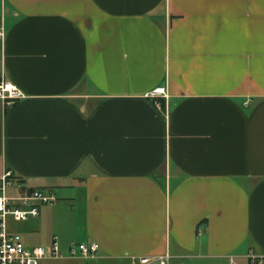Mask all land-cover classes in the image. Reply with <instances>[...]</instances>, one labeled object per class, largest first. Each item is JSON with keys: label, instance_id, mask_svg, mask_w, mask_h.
Listing matches in <instances>:
<instances>
[{"label": "crops", "instance_id": "0c3cea01", "mask_svg": "<svg viewBox=\"0 0 264 264\" xmlns=\"http://www.w3.org/2000/svg\"><path fill=\"white\" fill-rule=\"evenodd\" d=\"M0 20L26 96L0 102V178L58 198L28 237L264 264V0H0Z\"/></svg>", "mask_w": 264, "mask_h": 264}, {"label": "built area", "instance_id": "2783aa9c", "mask_svg": "<svg viewBox=\"0 0 264 264\" xmlns=\"http://www.w3.org/2000/svg\"><path fill=\"white\" fill-rule=\"evenodd\" d=\"M4 25L0 20V40H3ZM152 99L167 98L165 89H158L149 95ZM26 99L25 94L5 78L0 79V102L8 109L14 108ZM161 107L160 103H157ZM17 188L21 191L19 196H11L10 190ZM58 202L55 194L49 191L36 190L23 193L22 187L14 178L13 172H7L0 178V264H40L46 259L64 258L63 250L57 239L52 247L27 249L20 236L12 233L9 222L14 219L19 223H27L40 217L42 207L53 206ZM99 246L93 242L89 244H73L69 250L70 258L94 260L97 257ZM249 264H263L259 257L251 255ZM172 258L141 257L132 260V264H171Z\"/></svg>", "mask_w": 264, "mask_h": 264}, {"label": "rangeland", "instance_id": "374dc122", "mask_svg": "<svg viewBox=\"0 0 264 264\" xmlns=\"http://www.w3.org/2000/svg\"><path fill=\"white\" fill-rule=\"evenodd\" d=\"M10 195L19 196L21 195V191L17 188H14L10 190ZM36 224L37 223L33 221V219L27 223H19V222H16L14 219H11L9 222L12 233L21 237L26 248L32 250L35 248L49 247L47 245H42L43 243H40L37 238L28 237V234L32 232V227L34 225L36 226ZM50 236H51V231H47L44 239L47 240ZM63 253H64V258L62 259H46L42 261L40 264H121V263L114 262L111 260H106V259L83 260L80 258H70V256L68 255V250H64V249H63ZM187 264H199V263L198 262H188ZM204 264H208V263H204Z\"/></svg>", "mask_w": 264, "mask_h": 264}]
</instances>
